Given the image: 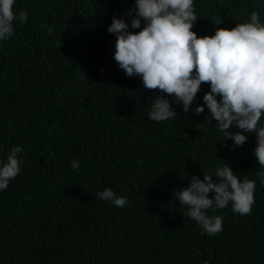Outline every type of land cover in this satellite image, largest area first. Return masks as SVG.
Listing matches in <instances>:
<instances>
[{"label":"trees","instance_id":"1","mask_svg":"<svg viewBox=\"0 0 264 264\" xmlns=\"http://www.w3.org/2000/svg\"><path fill=\"white\" fill-rule=\"evenodd\" d=\"M133 3L15 0L16 15L28 19L0 41V161L14 146L23 150L20 174L0 190V264H264L255 133L235 146L204 121L206 106L194 114L208 84L188 113L173 104L175 120L148 118L156 93L119 69L107 31ZM194 8L198 37L247 23L253 11L264 23V0H194ZM221 161L256 181L255 203L248 215L231 203L209 209L224 217L223 230L201 235L185 206H171L173 192ZM105 188L128 204L96 198Z\"/></svg>","mask_w":264,"mask_h":264},{"label":"clouds","instance_id":"2","mask_svg":"<svg viewBox=\"0 0 264 264\" xmlns=\"http://www.w3.org/2000/svg\"><path fill=\"white\" fill-rule=\"evenodd\" d=\"M14 5L15 0H0V41L14 35V21L27 22V12L17 16ZM126 18L139 31H130ZM197 20L194 0H134L124 17L113 16L107 29L115 35L113 59L127 76L140 77L145 89L155 91L148 118L158 123L176 119L173 104L182 105L188 113L202 84H208L203 106L198 105L194 114L201 115L206 106L209 116L204 121H214L223 140H232L235 146L247 142L246 133H255L253 155L261 168L257 176L264 184V23L253 11L247 23L198 37L192 31ZM233 126L238 131H229ZM22 150L23 145L14 146L6 162L0 161V190L20 174L22 161L17 153ZM221 162L214 174L202 173L203 179L192 175L187 186L173 192L171 206L175 202L185 206L184 215L196 223L201 235L223 230L224 217L208 216L209 209H223L231 203L234 213L248 215L255 203L256 181L241 180L231 166ZM71 167L78 170L79 161L73 159ZM209 193L214 196L209 198ZM96 198L116 207L128 204L126 197L108 188L97 192Z\"/></svg>","mask_w":264,"mask_h":264}]
</instances>
